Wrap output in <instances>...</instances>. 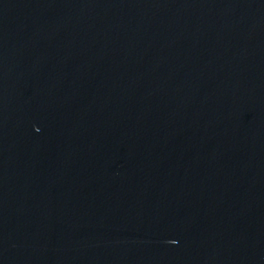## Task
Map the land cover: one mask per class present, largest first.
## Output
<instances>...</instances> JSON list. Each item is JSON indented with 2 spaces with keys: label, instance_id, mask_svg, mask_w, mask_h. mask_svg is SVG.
<instances>
[{
  "label": "water",
  "instance_id": "water-1",
  "mask_svg": "<svg viewBox=\"0 0 264 264\" xmlns=\"http://www.w3.org/2000/svg\"><path fill=\"white\" fill-rule=\"evenodd\" d=\"M0 264H264V0H0Z\"/></svg>",
  "mask_w": 264,
  "mask_h": 264
}]
</instances>
